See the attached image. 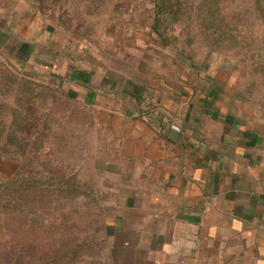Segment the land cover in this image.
<instances>
[{"label": "rangeland", "instance_id": "374dc122", "mask_svg": "<svg viewBox=\"0 0 264 264\" xmlns=\"http://www.w3.org/2000/svg\"><path fill=\"white\" fill-rule=\"evenodd\" d=\"M161 1L4 4L23 33L29 19L35 39L48 30L70 69L120 78L152 114L164 110L154 102L160 91L185 100L222 83L227 92L264 99V0H169L161 5L168 45L152 32ZM35 81L48 83L49 74L13 68L0 51V184L16 174L29 179L0 195V264H114L106 117L61 89L29 85Z\"/></svg>", "mask_w": 264, "mask_h": 264}, {"label": "crops", "instance_id": "0c3cea01", "mask_svg": "<svg viewBox=\"0 0 264 264\" xmlns=\"http://www.w3.org/2000/svg\"><path fill=\"white\" fill-rule=\"evenodd\" d=\"M4 2L0 51L11 66L46 71L48 83H31L99 109L112 131V263L264 264V99L222 83L185 100L160 91L164 110L152 114L120 78L70 69L50 32L35 39L29 19L23 33Z\"/></svg>", "mask_w": 264, "mask_h": 264}, {"label": "trees", "instance_id": "16d2710c", "mask_svg": "<svg viewBox=\"0 0 264 264\" xmlns=\"http://www.w3.org/2000/svg\"><path fill=\"white\" fill-rule=\"evenodd\" d=\"M164 4H171L170 3V1L169 0H162L160 3H159V7H158V9L156 8V12H155V19H154V24H153V26H152V32L153 33H155L158 37H160V38H163V41H164V43H165V45H168V42H167V40L165 39V33H164V29H162V27H161V24L163 23L162 22V19H163V17H164V14H162L163 12H162V10L164 9H162V7H161V5H164ZM170 11H172L171 9H169ZM29 85L30 86H36L37 88H40L41 86H37V85H35V84H30L29 83ZM46 89H49V88H46ZM17 175V174H16ZM16 175L15 176H13V178H10L9 180H11L10 181V183H8V185L6 186V185H4V184H0V195H2V191H5V190H7L8 191V189H10L11 187V183L12 182H17V181H19L20 180V178L19 177H16ZM21 180H26V181H28L29 179H27V177H22V179ZM20 180V181H21ZM94 264H101V262H93Z\"/></svg>", "mask_w": 264, "mask_h": 264}]
</instances>
